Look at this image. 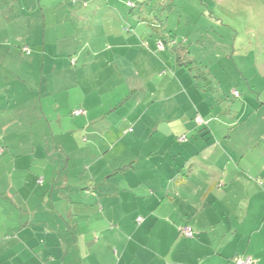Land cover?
<instances>
[{
    "label": "crops",
    "instance_id": "1",
    "mask_svg": "<svg viewBox=\"0 0 264 264\" xmlns=\"http://www.w3.org/2000/svg\"><path fill=\"white\" fill-rule=\"evenodd\" d=\"M117 2L0 0V264H236L244 255L264 264V183L253 169L263 159L225 148L230 134L222 142V130L195 122L210 116L205 100L119 95L120 79L131 85L141 68L147 90L162 64L140 47L156 48L159 34L124 20ZM213 3L230 23L229 39L212 34L219 56L243 58L251 37L264 49V0ZM142 51L140 63L128 59ZM160 57L187 81L182 63ZM237 85L242 114L263 91Z\"/></svg>",
    "mask_w": 264,
    "mask_h": 264
},
{
    "label": "rangeland",
    "instance_id": "2",
    "mask_svg": "<svg viewBox=\"0 0 264 264\" xmlns=\"http://www.w3.org/2000/svg\"><path fill=\"white\" fill-rule=\"evenodd\" d=\"M127 2H131L132 6H127ZM117 3L119 5L120 14L125 15L124 20H126V17L129 15L135 16L136 20L150 29L152 37L156 35V29L153 28L152 24L157 22L159 24V28H157L163 35L173 33L181 42L184 39V48L186 52H188V54L186 53L185 59L188 60V55L191 59V61H187L185 65H178L189 72V78L182 83L174 75L176 66L172 64L170 68L169 63H167L164 58L160 57L162 55H170L173 56V60L175 61L176 56L173 51H171L169 45H166L165 49L162 50L158 48L156 40V48L148 46L146 42L143 44L141 43V48L144 47L152 53V56H155L156 59L161 61L162 65H158V70L153 74V77L157 75V78L152 79L146 90L145 86L146 82H148L146 73L141 68L134 70L136 76H132L131 85L129 82L127 84L126 81L122 79L117 82V85L121 84L120 87H118L120 90L119 95L125 96L124 92L127 91L126 93L128 95L137 96L136 98H138L141 94L152 92L159 96L160 103L162 100L161 96H163L164 100H168L167 98L169 96V99H181L183 97L185 99L187 95L190 99L197 97L199 100L207 101L210 104V116H208V119L200 115L197 116L202 122L209 123L207 126L210 129L222 130L221 134H219L220 140L227 138L230 134L231 141H227L225 144L223 143L225 148H234V151H237L239 155L244 151L246 152L244 156L247 158H262L263 160H256L257 166L253 167V169L257 168L262 171V176L258 178L260 182L262 180V183H264V80L259 78L262 67H264L263 47H257L255 42L256 39L251 37L247 39V42L243 43V46L249 44L248 47L246 46L245 48L246 52L243 58L239 56L233 57L232 51H229L227 55L221 54L219 56V54L216 53V47H212L210 44V41L214 44L212 34L220 33L221 35H225L223 36L224 39H229L227 27H229L230 23L225 19L223 7L215 6L213 0H119ZM212 10L216 12V15L221 21L216 23L215 20L211 18L214 16ZM202 13H204L205 16L201 17ZM131 26H133V24ZM126 27L128 30L134 31L133 27ZM230 39L231 42L235 39L237 41L236 45L239 47L240 39H236L234 36ZM78 41L85 44L83 38H78ZM139 41L142 42L143 39H139ZM206 46L207 49L204 50L203 48ZM213 46H215V44ZM218 46H220V44H218ZM143 54V51L140 53L133 52L128 55V59L134 64H138L143 58ZM72 57V65L75 66L76 64V66L71 67L76 70V68L84 62L77 57L76 51L72 53ZM105 58L106 57L101 56L99 60H96L94 56H89L88 61L103 63ZM186 66H188V68ZM194 67H197L199 70L197 68L195 70ZM193 72L196 73L193 74ZM131 74H133V71ZM201 74L213 79L212 84L217 88L218 82L212 78L214 75L216 79L221 82L220 89H215V86L212 87L211 83L204 81ZM76 78L80 84L83 83L82 77H75V80ZM128 78L129 76H127V79ZM237 82H249L252 84L251 86L263 91L262 99L256 101L254 97L253 99L256 101V105L253 107L252 103L249 101V107L246 111H243L242 114L240 106L244 101L243 97H241L244 88L237 85ZM221 88H225L228 93H230L231 90L237 91L240 96H236L234 92L223 95L220 92V90H222ZM107 89L108 86L100 87L99 90L105 92ZM80 92L81 90H78L75 96L79 97L78 94ZM98 93L100 95V91H98ZM160 106L159 110H161ZM152 110H154V107ZM159 110L157 111L159 112ZM251 111H253V113H250ZM180 114H182L181 109L177 115L180 116ZM175 117V115L166 117L165 120L169 122L167 124L170 125V123H172L171 121L175 120ZM196 117L194 118L195 121ZM239 146H247L249 148L246 147L247 150H243L239 148Z\"/></svg>",
    "mask_w": 264,
    "mask_h": 264
},
{
    "label": "trees",
    "instance_id": "3",
    "mask_svg": "<svg viewBox=\"0 0 264 264\" xmlns=\"http://www.w3.org/2000/svg\"><path fill=\"white\" fill-rule=\"evenodd\" d=\"M84 5V4H83ZM126 5L127 6H132V4H131V2H127L126 3ZM84 6H86V5H84ZM157 25V26H156ZM152 26H153V28H155L156 29V32L159 34V37H158V39H157V41L158 42H161L163 45H164V47L166 46V45H169V47L172 49V51H174V54H176L175 56H177V57H175V59H177V61L179 62V63H182L183 65H185V63L187 62V61H191V59H190V57H189V55H188V60H186L185 59V57H186V53L188 54V52H186V50H185V48H184V39H183V41L181 42V40H179L177 37H175V36H172V35H169V36H165V35H163L161 32H160V30H158V28H159V24L157 23V22H154L153 24H152ZM158 27V28H157ZM25 48H27V47H25ZM23 51L24 52H27V49L25 50V49H23ZM28 53V52H27ZM182 58H184V59H182ZM73 60V59H72ZM71 60V63H73V61ZM185 60V61H184ZM186 67H188V66H186ZM76 109H81V108H76ZM76 109H74V110H76ZM83 110V109H82ZM73 111V110H72ZM82 114H85V112L84 113H82ZM82 114H79V115H82ZM79 115H74V116H79ZM198 125H203V124H205L204 122H199L198 120H197V118H196V121H195ZM178 140L179 141H185V135H181L179 138H178ZM183 227H186V226H181L180 228L182 229ZM179 233H180V235H183L182 234V231L179 229ZM184 236V235H183ZM193 236V235H192Z\"/></svg>",
    "mask_w": 264,
    "mask_h": 264
},
{
    "label": "built area",
    "instance_id": "4",
    "mask_svg": "<svg viewBox=\"0 0 264 264\" xmlns=\"http://www.w3.org/2000/svg\"><path fill=\"white\" fill-rule=\"evenodd\" d=\"M157 46H158L159 49H163L164 48V45L161 42H157ZM24 49L26 50L27 48H24ZM234 93H235L236 96H239L236 91H234ZM82 113H84V110L76 109V110H73L71 114L74 116V115H79V114H82ZM197 120L199 122L202 121L200 118H197ZM137 220H138V222H140L142 219H141V217H138ZM181 231H182V234L184 236H187V237H191L193 235V233H194L193 229L191 227H189V226L183 227L181 229ZM236 264H255V260L252 257H250V256L244 255V256H241V257L236 259Z\"/></svg>",
    "mask_w": 264,
    "mask_h": 264
},
{
    "label": "clouds",
    "instance_id": "5",
    "mask_svg": "<svg viewBox=\"0 0 264 264\" xmlns=\"http://www.w3.org/2000/svg\"><path fill=\"white\" fill-rule=\"evenodd\" d=\"M158 42V41H157ZM165 49V47L162 49V50H164ZM234 92V91H233ZM237 92V91H236ZM238 93V92H237ZM238 95L240 96V94L238 93ZM72 113V112H71Z\"/></svg>",
    "mask_w": 264,
    "mask_h": 264
}]
</instances>
